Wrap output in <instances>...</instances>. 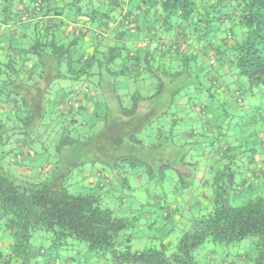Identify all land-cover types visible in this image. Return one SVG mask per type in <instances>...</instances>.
<instances>
[{
	"label": "trees",
	"instance_id": "obj_1",
	"mask_svg": "<svg viewBox=\"0 0 264 264\" xmlns=\"http://www.w3.org/2000/svg\"><path fill=\"white\" fill-rule=\"evenodd\" d=\"M133 3L136 15L130 9ZM90 5L108 10L97 16ZM114 9L125 19L114 46L102 47L106 35L100 29L87 32L94 39L86 50L84 32L75 31L73 39L66 35L64 18L77 27L85 22L83 17L94 25L109 19ZM138 15L147 26L139 27ZM0 16L17 28L36 19L29 41L12 44L0 57V227L12 239L9 246H0V264H37L45 251L34 246L33 237L41 232L51 235L52 248L75 240L108 253V264H200L194 254L206 243L234 245L252 238L256 254L249 264H264V164L254 174L258 166L249 164L264 153V136L260 150L256 146L237 156L232 151L237 145H227L218 130L223 125L206 118L213 109L211 99L225 104L231 97L238 106L245 91L258 90L264 97V0H0ZM227 25H232L230 32ZM235 26L242 29L240 36L231 32ZM136 31L148 37L128 42L126 37ZM163 32L166 39L158 38ZM219 62L236 80L227 84L225 75L208 74L205 85L199 81L195 86L196 98L191 91L179 96L177 90L169 119L158 103L166 79L190 77L186 72L192 63L205 70ZM147 75L148 94L145 87H137ZM121 78L135 90L120 91ZM124 96L131 98L128 106ZM253 108L263 114L261 105ZM190 111L196 114L191 125L182 117ZM200 120L210 130L206 134L212 135L211 144L206 140L207 147L192 149L196 155L184 152L178 158L191 172L184 191L201 193L195 201L199 212L188 220L189 228L172 253L165 244L134 250L132 236L124 235L130 228L127 219L103 207L97 193L70 192L74 179L85 174L90 184L99 183V190L114 189L112 179L127 183L129 176L140 179L143 174L148 181L164 183L165 176L163 181L152 175L154 165L161 162L163 172L173 167L163 162L162 154L157 160L158 154L168 146L177 154L183 138L189 141L186 145H200L194 139ZM260 129L250 138L264 135V117ZM38 144L43 151L39 159L34 149ZM245 144L250 143L245 139ZM206 157H211L210 174L200 180L196 173L207 170ZM31 158L42 165L35 163L24 174L14 170L24 169ZM240 160L244 172L237 173L233 167L239 169ZM59 263L60 256L54 255L44 264Z\"/></svg>",
	"mask_w": 264,
	"mask_h": 264
},
{
	"label": "rangeland",
	"instance_id": "obj_2",
	"mask_svg": "<svg viewBox=\"0 0 264 264\" xmlns=\"http://www.w3.org/2000/svg\"><path fill=\"white\" fill-rule=\"evenodd\" d=\"M135 7L136 4L133 3L130 8H133L134 15H136ZM89 9L91 13H93L92 11L96 9L98 12L97 16L100 14V12L105 13V10H108L107 7L101 6V8H99L98 6L93 7L91 5L89 6ZM84 11H86V9H84ZM108 16L110 18L104 20L107 25L109 26L110 24H116L117 20L120 18V12L117 9H114L109 12ZM70 18L72 17L70 16ZM136 19L139 27L147 26V23L144 21V18L141 15L136 16ZM97 23L99 24L101 22L96 20L95 24ZM231 27L232 25H227L225 29L229 31V28ZM94 29L97 30L96 27H93V30ZM231 32L234 35L240 36L242 29L238 26H235L232 28ZM166 35L167 34L163 32L158 34L157 37L166 39ZM225 35H227V33H225ZM70 37L71 38L69 39H73L74 35H71ZM105 37L101 38L102 44H104L102 46L103 48L104 46L115 45V43H112ZM146 37L148 36H145V31H143V34H139V31H136L132 38L131 36H127L126 40H128V42L136 39L143 40ZM217 40H220V35L217 36ZM82 45L84 48L83 50H86L92 44L88 42H82ZM128 47L134 49V44H128ZM222 66L223 65L219 62V64L214 68H205L203 66L205 70H202L201 68L199 69L195 63H192L191 71L186 72L189 73L190 77L171 81L166 79V89L164 94L160 96L161 99L158 101V103L162 104L161 108L166 110V112L169 114V119H171L170 113L174 110V108L171 107L172 105H170V100L173 99L172 95L175 94L177 90H180L181 92L177 93V95L181 96L184 95L185 92L191 91L190 93H192V96L194 97V94L198 92V90L195 89V86L199 81L205 85L206 76L208 74L217 78L219 74L223 76L224 73H230L228 70L226 72V68H223ZM184 67L181 69L183 70ZM124 80L125 79L121 78L118 81L121 84L120 91L129 92L130 90H133V88L135 90V87H131L130 89V86L124 82ZM157 82L158 80L154 78L153 83L155 84V91L159 85ZM63 83L64 82L61 84ZM192 83L193 86L191 85ZM67 84L69 85L71 83L67 82ZM137 87L138 89L145 87L146 94H148V75L145 77V82L141 83V87L138 85ZM261 95L262 94H260L258 90H254L253 93L250 91H245L243 95L244 103L243 105L238 104V106L234 104V101L231 97L228 98V102L225 104L222 102V100L218 99L214 101L211 99L213 102H209L208 104L211 105L213 109L206 118L210 124H222L224 130H218L220 133H224L226 138L230 137L229 141H232L233 138L240 139L242 142L241 149L243 151L255 148L256 146V148L260 150L262 148V137L264 135L255 136V134L254 137L250 138L249 134H253L254 131H256L258 134L261 132L260 125H263L264 111L262 114L253 108L255 104L261 105V107L264 108V97ZM124 102L126 106H128L131 102V98L129 96H124ZM216 109L218 110L215 111ZM243 113L247 115L240 118ZM260 113L261 115H259ZM224 120H227L228 122L224 124ZM187 122L189 121L184 119V123ZM203 122H205V120H200L196 123V131L198 135L194 138L196 141H200V145L194 143L191 145H186V143L189 141L183 138L181 141V144H183L182 146H180V144L178 145L177 143L176 147L179 149V152L176 151L177 154H173L170 148L171 146H168L169 149H163L162 153L160 152L158 154L159 156L157 160H161L162 154L163 162H168L173 167L172 169L163 172L160 168L161 162H158L156 165H154L152 175H155L156 177L161 176L162 180L163 176H165V181L163 180L164 183L159 182L157 179H154V181H148L147 175L143 174V177L140 179H136L134 176H129V178L126 179L127 183L118 182L115 179H112L114 189H110L105 186V188L99 190V183L93 185L90 184V179L87 177L88 175L85 174L83 176L79 175L74 179V183L72 182L73 185L70 187V192L72 194L82 193L85 195L93 192L97 193L102 198L101 204L103 207L115 211L117 217L127 219L126 221L129 223L130 228L124 235L132 236L133 239L131 241V245L134 250H145L148 248L160 249L162 244H165L169 249V254L172 253L175 251L177 244L184 232H186V230L189 228L188 220L196 216V214L199 212L196 209L198 208V204L195 203L197 198H195V196L189 198L188 194L184 191L186 182L190 181L188 176L191 174V172L190 170H188V174H184L182 172L184 170L180 166V160L178 158L181 157V154L184 152L192 153V149L197 150L202 146L207 147V141H209V144H211L212 135L206 134V132L210 130L207 129L206 131V126L203 124ZM185 125L188 126V124ZM204 134L208 137L203 136ZM215 139L217 140L218 138ZM245 139L250 144H245ZM215 147L218 146L215 145ZM12 148L8 147V150ZM208 148L211 149L212 147L208 146ZM34 149L38 154L39 159V154L42 155L43 153L42 146L40 144L35 145ZM194 152L191 154V156L196 155ZM245 156L247 157L249 154H245ZM41 158L42 161L46 159L44 156ZM187 160H190V158ZM198 162L201 163V159H199ZM242 162L243 161L241 160L238 162L240 167L239 169H237L236 166L233 167L237 173H241L242 171L244 172L243 168H241L242 166H240V163ZM39 164L42 165L41 162H36L35 165ZM134 173L137 176V172ZM160 173H162V175H160ZM181 179H183V181H181ZM121 198H124L125 202H123ZM188 205H190V207H188ZM174 209H177V213L172 211ZM168 213L170 214L169 216H171L170 218H167ZM175 219L176 221L174 222ZM11 242L12 239L10 235L0 227V246L7 247L11 244ZM33 244L37 249L41 248L45 251V254L39 256L36 260L39 264H44L48 258H51L54 255L60 256L59 264H66L68 262L72 264H108L110 261V255L108 253L94 252L90 249L87 243H82L75 240H68V245L66 246L52 248V238L51 235L47 233H36L33 237ZM255 254L254 242L252 238H246L242 242L234 245H222L213 242L206 243L204 246L199 248L194 255L200 264H249L255 257Z\"/></svg>",
	"mask_w": 264,
	"mask_h": 264
},
{
	"label": "crops",
	"instance_id": "obj_3",
	"mask_svg": "<svg viewBox=\"0 0 264 264\" xmlns=\"http://www.w3.org/2000/svg\"><path fill=\"white\" fill-rule=\"evenodd\" d=\"M23 11H24V7H23ZM65 21H66V24H67V27H66V35L68 37H70L71 35H74V32L76 31V33H80L81 32V35H83V32L86 34V37H85V41L88 42V43H92L93 41V36L90 33L87 34V32H89L90 30L93 29V27H96L97 30H101L103 29L105 31V34H106V38L107 40H110L112 43H119V40L118 37L121 36L122 32H123V18H119V20H117L116 24H110L109 26L107 25V23L104 21L102 23H97V24H94L92 25L91 22L89 23L88 19L83 17V18H80L82 21H85L82 25H80L79 27H77L76 25H74L73 23L71 22H68V20H66V18H64ZM5 18L0 16V57H3L7 51H9V48L12 44H26L29 39H30V36H31V33L33 31V23H35L36 19L32 22V23H29L27 25H23L22 27H18L17 26H12L11 23H6L5 22ZM95 30V29H94ZM80 31V32H79ZM71 38V37H70ZM102 44V43H101ZM103 46V44H102ZM186 52V51H185ZM2 53V54H1ZM226 72L227 70L230 72V73H224V75L226 76L225 78V82L224 83H227V84H230V82L232 81H235L236 80V77L233 75L232 77H230V75L232 74L231 71L229 70V67H227L226 69ZM234 72V71H232ZM235 74V73H234ZM229 92V91H228ZM229 95V93H228ZM220 98V97H219ZM182 104H186L185 101L183 100L182 101ZM183 116H185L189 122L188 124H190V119L194 118L196 119V114L195 113H192L191 111L190 112H184L182 113ZM194 125V124H193ZM230 138V137H229ZM229 138H226L225 142L227 145H230V144H233V145H237L235 147H237L236 149L232 150L233 151V154L234 155H237L239 156V153L242 151L241 147V141L240 139H237V138H233L232 141H229ZM187 140V139H186ZM235 143V144H234ZM211 157H206L205 159H208V160H204L203 162H207V170L203 171V170H200L196 173V176L197 178H199L200 180H204V176L205 174H208L206 177L209 176L210 174V168L211 166H209V159ZM28 163H27V166L24 168V169H19V168H15L14 170L17 172V173H26L27 171L26 170H31L32 168V165H34L36 163V159H29V160H26ZM206 164V163H204ZM249 164H252L254 166H258V165H261V164H264V155L261 154V155H257L255 157V160L254 162L253 161H250ZM261 166H258L257 168H253V170L251 171L252 174H254L255 172H257L258 168H260ZM243 168V167H242ZM183 170L185 171H182L184 174H188L189 171L188 169H185L183 168ZM248 179H250V176L247 177ZM259 184V183H258ZM257 184V185H258ZM256 189L254 188L253 191H252V194L255 193ZM188 194V197L189 198H192L193 196H195V198H199L198 196H200L201 193L199 192H193V191H187L186 192ZM174 213H177V209H174L172 210ZM176 221V219H175ZM224 264H228V263H224Z\"/></svg>",
	"mask_w": 264,
	"mask_h": 264
},
{
	"label": "built area",
	"instance_id": "obj_4",
	"mask_svg": "<svg viewBox=\"0 0 264 264\" xmlns=\"http://www.w3.org/2000/svg\"><path fill=\"white\" fill-rule=\"evenodd\" d=\"M36 6H37V7H39L37 4H36ZM26 17H27V16H26ZM26 17L24 18V21H26V20H27V18H26ZM153 46H154V48H155V45H153ZM212 63H214V61H212Z\"/></svg>",
	"mask_w": 264,
	"mask_h": 264
},
{
	"label": "clouds",
	"instance_id": "obj_5",
	"mask_svg": "<svg viewBox=\"0 0 264 264\" xmlns=\"http://www.w3.org/2000/svg\"><path fill=\"white\" fill-rule=\"evenodd\" d=\"M100 31L102 32L103 35H106V34H105V31H104L103 29H101ZM102 34H101V35H102Z\"/></svg>",
	"mask_w": 264,
	"mask_h": 264
}]
</instances>
